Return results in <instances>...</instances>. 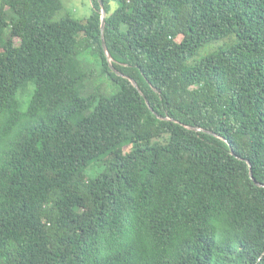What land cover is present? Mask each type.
I'll list each match as a JSON object with an SVG mask.
<instances>
[{"label":"trees","instance_id":"1","mask_svg":"<svg viewBox=\"0 0 264 264\" xmlns=\"http://www.w3.org/2000/svg\"><path fill=\"white\" fill-rule=\"evenodd\" d=\"M102 1L0 0V264H264V0Z\"/></svg>","mask_w":264,"mask_h":264},{"label":"rangeland","instance_id":"2","mask_svg":"<svg viewBox=\"0 0 264 264\" xmlns=\"http://www.w3.org/2000/svg\"><path fill=\"white\" fill-rule=\"evenodd\" d=\"M62 2L64 6L62 14L64 15H71L76 19L85 20L88 19L92 14V0H62ZM223 44L224 43L206 46L200 51L199 56L207 55ZM102 169L103 168L97 167L91 172V174L97 175L100 173V171H102Z\"/></svg>","mask_w":264,"mask_h":264},{"label":"water","instance_id":"3","mask_svg":"<svg viewBox=\"0 0 264 264\" xmlns=\"http://www.w3.org/2000/svg\"><path fill=\"white\" fill-rule=\"evenodd\" d=\"M98 1L100 2L101 6H102V20H103V23H102V35H103V46H104V50H105V53H106V55H107V57H108L109 62H112V61H113V59H112V55L110 54V52H109V50H108V47H107V44H106V41H105V38H104V31H105V27H106V16H107V12H106L105 6H104V4H103V1H102V0H98ZM110 66H111V69L113 70V72H114L116 75L128 79V80L133 84V86H134V87H135V88L141 93L140 87H139V85H138V83H137V81H136L135 79H133V78H131V77H129V76H127V75H125V74L119 72V71H118V70H117L112 64H111ZM146 102H147L149 108L151 109V111H152L154 114H156V115L158 116V118L163 119L162 117H160V116L154 111V109L151 107L149 101L147 100ZM163 120L176 121V120H174V119H172V118H170V117H167V118H165V119H163ZM186 127H187L188 129H190V130L195 131V132H206V133H209V134H211V135L217 136L216 134H214V133H212V132H209V131H206V130H203V129H201V128L192 127V126H186ZM233 154L235 155L234 152H233ZM238 158L241 159L240 157H238ZM246 162H247L248 165L250 166V171H251V178H252V180H253L258 186L263 187L264 185L258 183V182L255 180V178H254V172H253V167H252V164L250 163V161H249V160H246Z\"/></svg>","mask_w":264,"mask_h":264}]
</instances>
